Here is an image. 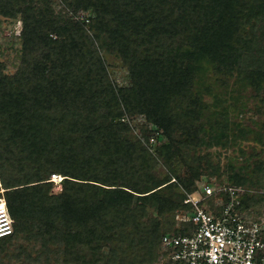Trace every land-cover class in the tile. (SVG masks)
Segmentation results:
<instances>
[{"label":"trees","instance_id":"1","mask_svg":"<svg viewBox=\"0 0 264 264\" xmlns=\"http://www.w3.org/2000/svg\"><path fill=\"white\" fill-rule=\"evenodd\" d=\"M0 16L20 21L17 66L8 74L0 62L12 221L0 264H153L202 172L224 174L244 189L238 211L260 214L264 158L223 172L199 149L247 134L224 107L207 110L215 76L250 89L264 114V0H0ZM100 50L116 54L127 85L112 81ZM252 138L264 151V121ZM162 140L160 174L150 148Z\"/></svg>","mask_w":264,"mask_h":264},{"label":"built area","instance_id":"2","mask_svg":"<svg viewBox=\"0 0 264 264\" xmlns=\"http://www.w3.org/2000/svg\"><path fill=\"white\" fill-rule=\"evenodd\" d=\"M153 142V137L149 138ZM49 180L60 179L50 174ZM201 196L187 194L183 203L191 211L174 216L179 230L161 235L159 257L169 264H264V211L256 216L238 211V195L244 189L203 183ZM0 237L12 232V221L1 197ZM195 192V191H193ZM207 198H211L208 203ZM183 223L189 225L183 226Z\"/></svg>","mask_w":264,"mask_h":264},{"label":"rangeland","instance_id":"3","mask_svg":"<svg viewBox=\"0 0 264 264\" xmlns=\"http://www.w3.org/2000/svg\"><path fill=\"white\" fill-rule=\"evenodd\" d=\"M54 10H58V7L55 5ZM86 16V14H85ZM83 17V16H82ZM86 22V21H85ZM19 30H20V21L17 19H8L0 16V62L3 64V71L5 73H12L18 63L20 45H19ZM100 54L104 59L106 70L109 74V77L112 81L119 85L124 86L128 84V75L125 68L122 66L120 60L115 53L100 50ZM225 79L223 76H215L214 78V91L210 95H204L203 101L207 105V110L211 111L214 108L224 107L227 111V117L230 123H238L240 126L246 130V137L241 140H236L233 144H228L225 147H211L207 150L201 148L199 153H204L208 151L210 153V159L213 163L218 161L220 171H225V165L231 163L236 165L242 162H250L255 158H264V151L261 146H259L252 137L259 133L262 122L264 121L263 113H256L254 106L256 103L255 97H253V92L250 89H242L239 82L233 80V78ZM224 84H221V83ZM136 124L144 123V119L141 116H136L134 121ZM136 132L131 130V134ZM164 140L159 141L152 145L150 152L153 154L156 173H164V160L165 155L162 153L156 154L155 147L157 144L163 143ZM154 143V141L152 142ZM181 173L184 172L182 168ZM59 175V174H58ZM61 178L51 181V191L57 192L60 189V180ZM50 177V175H49ZM50 179V178H49ZM224 174L220 177L215 175H209L205 172L197 180V189L195 192L188 193L194 194V197L197 199L201 196L199 188L203 183H208L212 187H218L225 183ZM220 183V184H219ZM254 190V189H252ZM209 203V202H208ZM264 211V206L261 207L260 213ZM178 211L176 214H178ZM153 212L149 215L151 216ZM153 264H162V261L159 257V248L155 261Z\"/></svg>","mask_w":264,"mask_h":264}]
</instances>
